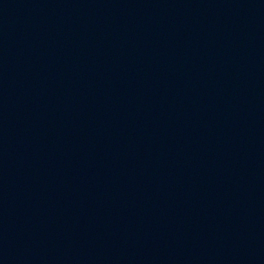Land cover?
Here are the masks:
<instances>
[{
  "label": "water",
  "instance_id": "obj_1",
  "mask_svg": "<svg viewBox=\"0 0 264 264\" xmlns=\"http://www.w3.org/2000/svg\"><path fill=\"white\" fill-rule=\"evenodd\" d=\"M0 113L264 191V0H0Z\"/></svg>",
  "mask_w": 264,
  "mask_h": 264
}]
</instances>
